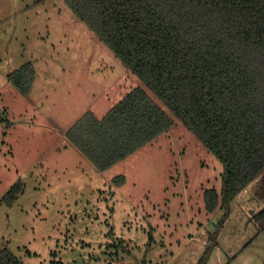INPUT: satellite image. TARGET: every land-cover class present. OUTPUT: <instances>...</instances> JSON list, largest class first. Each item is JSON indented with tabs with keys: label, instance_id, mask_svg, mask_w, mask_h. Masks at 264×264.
I'll return each instance as SVG.
<instances>
[{
	"label": "rangeland",
	"instance_id": "1",
	"mask_svg": "<svg viewBox=\"0 0 264 264\" xmlns=\"http://www.w3.org/2000/svg\"><path fill=\"white\" fill-rule=\"evenodd\" d=\"M29 61L22 93L8 74ZM135 87L168 110L65 0H0V246L22 264H264V171L208 249L222 212L205 190L220 192L223 167L178 118L105 170L69 140L85 111L102 117Z\"/></svg>",
	"mask_w": 264,
	"mask_h": 264
},
{
	"label": "trees",
	"instance_id": "2",
	"mask_svg": "<svg viewBox=\"0 0 264 264\" xmlns=\"http://www.w3.org/2000/svg\"><path fill=\"white\" fill-rule=\"evenodd\" d=\"M65 3L168 109L135 87L102 117L85 111L67 137L105 170L178 118L223 167L220 192L205 190L207 210L222 212L209 249L232 200L264 171V0ZM34 73L29 61L8 78L28 93ZM22 187L16 182L4 201L10 205ZM254 216L264 228V209ZM206 253L197 264L205 263ZM0 264L22 263L2 244Z\"/></svg>",
	"mask_w": 264,
	"mask_h": 264
}]
</instances>
